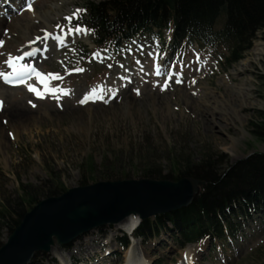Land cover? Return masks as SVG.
Masks as SVG:
<instances>
[{
	"label": "rangeland",
	"instance_id": "rangeland-1",
	"mask_svg": "<svg viewBox=\"0 0 264 264\" xmlns=\"http://www.w3.org/2000/svg\"><path fill=\"white\" fill-rule=\"evenodd\" d=\"M99 1L103 0H0L1 58L20 46L29 32L40 35L50 29L48 21L57 33L71 28L85 34L71 31L75 36L69 35L66 42L51 48L50 41L45 50L32 54L36 70L53 89L67 95L44 90L40 98L21 89L8 91L11 97L3 98L0 123L12 111L21 114L12 124H3L0 203L18 197L21 186L40 189L50 178L68 190L81 186L83 179L86 185L105 181L103 175L110 170L127 174L122 180H138L152 162L166 174L177 159L198 162L205 149L222 171L264 152V140L250 131L257 112H264V54H254L258 44L264 45V32L244 53L242 59L253 60L250 66L237 75L234 68L242 60L226 66L221 49L196 45L171 49L167 32L99 52L80 22L85 5ZM157 64L164 74L156 75ZM1 84L5 86L4 81ZM235 84L248 93L252 106L240 107ZM85 97L90 98L81 103ZM206 98L239 105L238 118L218 120L221 129L211 121L219 115L204 112L201 99ZM43 199L46 196L41 195ZM233 219L236 232L200 244L179 248L173 234L162 232L147 242L132 238L129 247L133 255L148 251L149 264H184L190 246L195 248L196 264H264V211L249 210ZM126 231L114 225L92 230L66 248L55 243L54 257L37 253L30 264H124L127 250H121L118 238ZM9 235L0 223V247ZM93 245L96 254L89 257L84 248Z\"/></svg>",
	"mask_w": 264,
	"mask_h": 264
},
{
	"label": "trees",
	"instance_id": "trees-1",
	"mask_svg": "<svg viewBox=\"0 0 264 264\" xmlns=\"http://www.w3.org/2000/svg\"><path fill=\"white\" fill-rule=\"evenodd\" d=\"M84 8L80 22L99 51H116L136 39L167 32L171 49L180 45L221 49L225 65L231 66L243 60L257 34L264 32V0H103L88 2ZM250 131L264 140V112H257ZM215 163L214 155L206 149L198 162L177 159L166 174L155 162L148 163L141 179L178 181L187 177L204 184L190 206L141 221L133 237L147 242L170 232L179 248H184L206 237L222 238L225 232H236L235 215L264 211V152L253 153L223 171ZM122 174L110 170L103 179L128 177ZM50 180L40 189L21 186L18 197L2 200L0 223L10 233L41 201V195L57 197L67 191L60 182ZM80 185H86L85 179ZM118 243L126 250L128 237L123 235Z\"/></svg>",
	"mask_w": 264,
	"mask_h": 264
},
{
	"label": "water",
	"instance_id": "water-1",
	"mask_svg": "<svg viewBox=\"0 0 264 264\" xmlns=\"http://www.w3.org/2000/svg\"><path fill=\"white\" fill-rule=\"evenodd\" d=\"M204 183L192 178L178 181L127 179L99 181L68 189L41 200L0 247V264H30L57 243L68 245L88 232L118 225L131 216L139 222L186 208Z\"/></svg>",
	"mask_w": 264,
	"mask_h": 264
},
{
	"label": "bare ground",
	"instance_id": "bare-ground-1",
	"mask_svg": "<svg viewBox=\"0 0 264 264\" xmlns=\"http://www.w3.org/2000/svg\"><path fill=\"white\" fill-rule=\"evenodd\" d=\"M76 10H78V9H76ZM52 11L55 12L53 9H51L49 12H52ZM66 18H64V19H66ZM54 19H56V18H54ZM47 26L50 29H47L46 31H43L40 35H37V34H35L33 32H29L28 37L24 38V42L20 46L15 47V49L12 50V52H10L9 54L7 53L8 54L7 56L1 58V53L2 52L0 51L1 52L0 53V72H3L5 74H11L12 73V68L9 67V65L7 63L9 57H12L13 59L18 58V57H24L23 60L19 61V64L27 65L30 68H34L35 71L38 72V70H36L38 62H36L33 59V57H32V54L35 53V50H37V49L40 50V51L45 50V49H42V48H44V46L46 47V43H49L50 41H51V45L50 46L52 48V45L57 46L59 44H62L63 42H66L68 37H69V35L75 36L74 32L68 33L69 31H64L62 33H57V29L56 30L54 29V27L52 25V22L48 21V25ZM53 30H55L54 33L52 32ZM72 31H76V30H72ZM80 34H82L81 36L85 35L84 31H82V30H81V32H79V35ZM46 36H48L49 38L45 40ZM51 48H48V49H51ZM29 53H31V55H28ZM254 54H255V56H260V55L264 54V45L263 44H258L255 47V49H254ZM40 55H42V54H40ZM252 61H253L252 59L251 60H249V59L244 60L243 59L240 62L239 66L238 67L236 66L234 68V70L236 72L234 74L237 75V74H240L241 72H244L250 66ZM157 65H159V64H157ZM157 65H156V67H157ZM156 67H155V70H156ZM152 74L155 75V72H153ZM41 76H42V74H41ZM43 78H44V81L42 82L40 79H38L33 74L32 77L30 79H28L26 81V83L24 85H22L21 87H10V86L8 87L6 85L4 86V85L1 84V83H3L4 79L0 78V82L2 81L0 83V103H1L0 104V109H2V108L4 109L5 108V106L2 105L3 98L5 99L7 97L8 98L11 97V96H9L7 94L8 91H15V90H21V89H28L29 90V86L35 87V85L38 84L39 82H40V85L37 87V89H38V91L40 93H42L41 91H43V93H44V90H46L45 83H47V86L49 88L53 89L52 85H50L48 83V80L45 77H43ZM162 84L165 85V81H162ZM242 86H244V85H242ZM232 88L235 89L236 92H237V95H238L237 96V100L239 99L238 103L240 104L241 108L252 106V104L249 103V101H248L249 100L248 93H246V91H243L242 87H238V85L235 84V85L232 86ZM61 93L63 94L64 92L61 91V90L56 92L57 95H61ZM33 94H34V92H33ZM201 104L203 105V108L205 109L204 112L210 113L211 115H215V114L219 115L218 117H213L212 116V118H211L212 120L211 121L214 120L215 123L220 125L221 129L224 128L223 126H221V123H225L227 121L226 119H228L230 117L238 118V113L237 112L239 110V105L236 106V104H235V105H231L230 106V105H228V104H226L225 102H222V101H217V100L209 101V100H207V98L206 99H201ZM3 114H6V113L3 112ZM12 114H13V117H12ZM20 114H21V112H19L17 110H15L14 112L12 111L10 113V116L9 115H5V117H2L3 118L2 120H4L2 122H4V123L7 122L8 124H12L15 120H17L20 117ZM228 116H230V117H228ZM20 119L22 120V118H20ZM4 123H0V145H3V143H4L3 140H2V137H1L2 133L4 131V126H3ZM12 127H14V126H12ZM138 222H139V220H138L137 217L131 216L128 219H126L124 222H122L121 224L114 225V227H118V229L127 230L126 232L130 233L132 235L133 232H134V229L136 228V226L138 224ZM92 241L94 242V240H92ZM95 249H97V248H95L94 245L92 247H87L86 246L84 248L85 252L87 253V255L89 257H91V256L96 254ZM57 250H58V248L53 246L49 250V252H47L46 254H49L51 257H54L55 256V252ZM194 251H195V248L193 246L192 247L190 246L186 250V252L184 254L186 255L187 259H186V262H185V257L183 256V258H184L183 259L184 260L183 263L184 264H196V263H194L195 262V257H196ZM72 253L73 252H69L70 256L72 255ZM133 254L134 253L131 250V247H129L128 250H127V255L125 256V263L124 264H149V262L151 260L149 258V252L146 251V250H145L144 254L143 253H138V252L135 255H133Z\"/></svg>",
	"mask_w": 264,
	"mask_h": 264
},
{
	"label": "snow or ice",
	"instance_id": "snow-or-ice-1",
	"mask_svg": "<svg viewBox=\"0 0 264 264\" xmlns=\"http://www.w3.org/2000/svg\"><path fill=\"white\" fill-rule=\"evenodd\" d=\"M70 19V18H69ZM72 29H69V32H71ZM80 29H76V32H80ZM45 39H47V36L45 37ZM0 44H2V42H0ZM28 55H31V53H29ZM24 57H18L13 59L12 57H9L7 63L9 65V67L12 68V73L11 74H5L3 72H0V78H3L4 81L6 83H20L23 84L25 83L26 79H30L32 77V75L34 74L38 79H40L42 82L44 81V78L41 76L40 73L36 72L34 68H30L27 65H21L19 64L20 60H23ZM164 74L162 68L157 65L156 67V75H162ZM51 78H58V77H49V79ZM179 82V81H178ZM45 88L46 91L50 92L51 94L55 95V93L59 90H55V89H51L47 86V83H45ZM29 91L34 92L38 97L43 98V95L38 91L37 88L33 87V86H29ZM65 95H67V93H63ZM59 97H57L58 99ZM90 97H85L84 100L81 101V103H86L88 101Z\"/></svg>",
	"mask_w": 264,
	"mask_h": 264
}]
</instances>
